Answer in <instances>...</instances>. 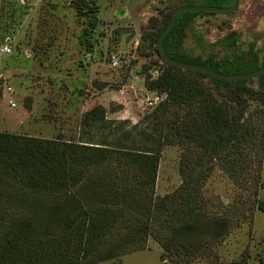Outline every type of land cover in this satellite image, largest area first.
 <instances>
[{
    "label": "trees",
    "instance_id": "trees-1",
    "mask_svg": "<svg viewBox=\"0 0 264 264\" xmlns=\"http://www.w3.org/2000/svg\"><path fill=\"white\" fill-rule=\"evenodd\" d=\"M232 3L233 0H180L179 6L228 8ZM73 4L77 14L87 18L80 42L89 48L98 24L94 0H74ZM177 6L161 16L160 26H156L155 19H149L148 26L152 24L153 30L142 35L143 42L161 62L156 43ZM206 15L215 14L182 12L177 16L162 42L172 60L201 65L226 76L264 68V56L255 43L229 53L222 46L225 40H220L217 44L225 52L221 58L214 50L196 57L184 52L187 35L196 37L192 29L196 19ZM206 46L212 50L216 45ZM200 50L205 51V47ZM162 66L155 79L144 77L148 91L165 95L153 153L0 132V264L116 261L143 250L149 238L162 248L161 261L187 264L198 258L202 236L221 240L229 234L237 224L235 214L207 218L200 211V191L218 165L243 189L246 183L239 176L251 152L256 163L252 181L259 184L264 112L258 115L263 119L258 124L245 114L247 99L264 97V75L256 79L259 90H254L246 87L248 81L223 82L164 62ZM218 95L223 99L219 100ZM105 116L106 110L100 105L87 113L94 125L104 121ZM170 144L188 152L179 169L182 181L174 193L156 197L160 156L163 147ZM103 167L114 168L115 175L99 180L93 194L96 198L88 203L79 188L93 171ZM256 204L264 212V201ZM117 232L120 238L111 241ZM257 259L251 264H264V237Z\"/></svg>",
    "mask_w": 264,
    "mask_h": 264
},
{
    "label": "rangeland",
    "instance_id": "rangeland-1",
    "mask_svg": "<svg viewBox=\"0 0 264 264\" xmlns=\"http://www.w3.org/2000/svg\"><path fill=\"white\" fill-rule=\"evenodd\" d=\"M73 3L74 0H0V45L6 43L11 49L10 55L0 58V79L14 90L9 97L2 89L0 132L155 152L164 101L155 100L162 94L148 91L144 77L155 79L156 71L163 66L142 35L153 30L152 24L148 26L149 19H155L156 26H160L161 16L169 13L172 6H179L180 0H94L98 24L89 48L80 42L87 18L77 14ZM263 15L264 0H239L238 8L229 15L200 16L192 28L196 37L187 35L184 52L196 57L214 50L221 58L225 52L206 45L233 32L238 34L240 49L245 50L253 42L264 56ZM86 54L88 59H84ZM111 57L118 60V67L110 66ZM205 82L212 86L210 80ZM246 87L259 90L258 81H248ZM259 97L247 99L246 103L245 116L256 124L263 120L258 115L264 112V103L259 102L264 97ZM10 99L16 108L9 107ZM97 105L106 110V116L94 125L87 113ZM187 154L176 144L163 147L156 197L170 195L180 186L179 169ZM262 162L259 185L252 181L256 163L251 152L239 176L246 183L243 189L229 179L221 166L212 169L200 191V211L209 219L235 214L237 224L221 240L202 236L198 258L187 264L257 263L264 237V212L256 204L264 201V151ZM112 171L114 168L103 167L92 172L79 188L84 201L95 200L99 180L113 177ZM120 236V232L115 233L111 241ZM162 252L160 245L149 238L143 250L98 264H171L160 260Z\"/></svg>",
    "mask_w": 264,
    "mask_h": 264
},
{
    "label": "water",
    "instance_id": "water-1",
    "mask_svg": "<svg viewBox=\"0 0 264 264\" xmlns=\"http://www.w3.org/2000/svg\"><path fill=\"white\" fill-rule=\"evenodd\" d=\"M239 6V0H233V3L228 8H215V7H203L199 5L195 6H189V5H183L176 7L170 16V21L168 25L165 27L164 31L160 34L157 43H156V49L159 57L161 58L162 62L169 66H173L176 68H179L181 70H188V71H194L199 72L202 74L207 75L210 78L217 79L223 82H239V81H251L254 79H257L264 75V68L260 69L256 72L246 74V75H235V76H226L219 74L209 68H206L201 65H192V64H185L180 63L177 61L172 60L164 51L162 42L165 39V37L170 33L172 30L177 16L182 12H198V13H210V14H221V15H229L236 11V9ZM2 85V80H0V86Z\"/></svg>",
    "mask_w": 264,
    "mask_h": 264
},
{
    "label": "built area",
    "instance_id": "built-area-1",
    "mask_svg": "<svg viewBox=\"0 0 264 264\" xmlns=\"http://www.w3.org/2000/svg\"><path fill=\"white\" fill-rule=\"evenodd\" d=\"M11 54V49L9 47L8 44H2L0 45V58L3 57V56H6V55H10ZM89 57V54H86L84 56V59H88ZM118 60L115 58V57H111L110 59V66L112 68H116L118 67ZM157 75L160 73V70L159 71H156ZM1 78V77H0ZM2 80V79H0ZM4 88V94L9 96V97H12L13 94H14V90L12 89V87L8 86V85H5L4 82L2 81V85L0 86V96L2 95V89ZM1 98V97H0ZM162 100L164 101L165 100V95H161L159 97H156L155 100ZM148 105H152L153 103L152 102H149V101H146ZM8 105L11 109H14L16 108V104L14 101H12L10 99V101H8Z\"/></svg>",
    "mask_w": 264,
    "mask_h": 264
},
{
    "label": "flooded vegetation",
    "instance_id": "flooded-vegetation-1",
    "mask_svg": "<svg viewBox=\"0 0 264 264\" xmlns=\"http://www.w3.org/2000/svg\"><path fill=\"white\" fill-rule=\"evenodd\" d=\"M178 7V6H177ZM264 16V15H263ZM225 40L223 43H222V46L224 45L226 47V50L230 53L234 50H238L240 49V43H239V37H238V34L236 33H228L226 34L225 36L223 37H219L217 38L215 41H213L212 43H210L209 45H216L214 48H217V50L219 51H223V47L221 48L220 47V44H217L218 41L220 40ZM200 40V39H199ZM253 43V42H252ZM249 45V44H248ZM241 50V49H240ZM224 53V51H223Z\"/></svg>",
    "mask_w": 264,
    "mask_h": 264
}]
</instances>
